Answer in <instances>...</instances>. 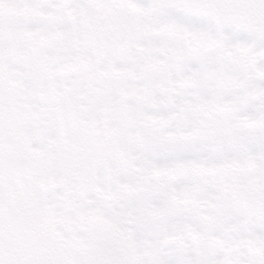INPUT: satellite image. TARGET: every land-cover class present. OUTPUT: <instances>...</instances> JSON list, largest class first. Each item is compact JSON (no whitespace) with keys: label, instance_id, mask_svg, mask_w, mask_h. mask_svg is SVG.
<instances>
[{"label":"snow or ice","instance_id":"snow-or-ice-1","mask_svg":"<svg viewBox=\"0 0 264 264\" xmlns=\"http://www.w3.org/2000/svg\"><path fill=\"white\" fill-rule=\"evenodd\" d=\"M0 264H264V0H0Z\"/></svg>","mask_w":264,"mask_h":264}]
</instances>
